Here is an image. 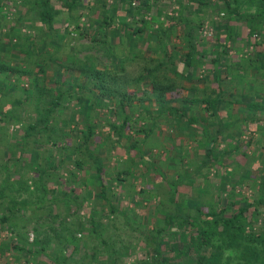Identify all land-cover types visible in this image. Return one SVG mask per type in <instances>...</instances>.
<instances>
[{"label": "trees", "instance_id": "16d2710c", "mask_svg": "<svg viewBox=\"0 0 264 264\" xmlns=\"http://www.w3.org/2000/svg\"><path fill=\"white\" fill-rule=\"evenodd\" d=\"M60 1L67 26L53 0H0V229L16 236L0 250L25 264H264V137L244 138L259 122L264 136V0ZM242 32L251 49L235 58ZM85 38L109 64L78 56ZM125 45L158 56L129 81ZM166 133L183 140L161 146ZM256 143L261 168L235 174Z\"/></svg>", "mask_w": 264, "mask_h": 264}, {"label": "rangeland", "instance_id": "374dc122", "mask_svg": "<svg viewBox=\"0 0 264 264\" xmlns=\"http://www.w3.org/2000/svg\"><path fill=\"white\" fill-rule=\"evenodd\" d=\"M84 2H86V1H84ZM53 3L55 4V6L57 8H60V10H62L61 14L59 15L60 18L57 17V23L56 24H59V25H62V26L63 25L64 26L69 25V22H66L64 20L65 13L63 11L64 8L62 6L63 5L62 2L60 0H53ZM76 11L77 12H80V9L78 8ZM207 15H208V13H207ZM220 17H221V15L219 16V15H217V13H214L213 16H212V19L213 20L210 19V18L209 19H206L204 21L203 27L199 30V33L202 36H206V38H208V39L211 40L212 39L211 37L214 36V34H215L214 27H213L214 26L213 23L215 22V20L220 19ZM240 36L242 38H244V40L243 39H238L235 42V45H237L238 48L241 47L240 52H235V50L233 48L230 51V53L232 55H234L235 58H238V57L242 56V54L244 52L245 53H248V49H251V46H247L246 45V42H245V40H246L245 39V33L242 32V34H240ZM258 40H260V39H258ZM88 41H89L88 38L87 39L86 38L85 39H81L80 41H78L79 50H80V48L83 49L82 52L78 51V53H77L78 56L81 57L84 54H86L85 53L86 51H90L91 54H94V57H95V59H94L95 62L94 63H97V66L98 65L101 66L103 64H109V59L106 56L102 55V51L96 52V51H91L89 49L87 50L86 48H84L88 44ZM139 43H142V50H144L145 49V46H146L145 41L144 42L143 41H140ZM260 48L262 50H264V43L261 44ZM138 49L141 50L140 46H138ZM120 53L122 54L123 59H125V62H124V73H125V76L127 77L128 81H129V77L136 76L140 72L143 71L144 67L147 66L150 63V61H149L150 58L153 57V58L157 59V57H158L156 53H150L148 55H145L146 57H141L139 55V56H135L133 58V54L131 53V49L128 46H126V45L122 49V51ZM73 56L74 55H70L69 58L72 59ZM260 73L262 74L261 76L263 77V81H264V75H263L264 69ZM249 78H251V77L248 76L247 79L249 80ZM255 80H256V78H255ZM235 82H237V83H234V84H241V85L242 84H247L245 81L243 82L242 80H237ZM255 83H252V84H255ZM181 91H182V94H184V95L190 93V92L186 91L185 89L184 90L182 89ZM129 92L130 93H133L134 92L133 91V87H132V89L129 90ZM137 95H140V93L139 94L137 93ZM222 112H223V114H225V111H222ZM258 124L260 126L261 125V122H259ZM258 124L257 123H251L250 125L247 126L248 127V131L244 134V138L245 139H247L249 137V135H252L255 140H259L260 138H263L264 137L263 134H262L263 132L258 131V128H257ZM162 128H164V127H162ZM251 131H253V133H251ZM182 140H183L182 139V135L181 134H178V133H175V134L171 133V135H167V133H166L163 138H160L161 146H163V144L165 142L164 145H165L166 148H170L171 147V144L173 142L174 143H181ZM227 141H229V139ZM224 143H225V141H223V143H221V146H223ZM257 145L258 144L256 143V144L251 145L248 148L246 146H242L241 147V150L242 151L243 150L246 151L247 154H248V156L241 155L240 152L237 153L236 160L238 161V164H236L235 167L237 168L238 171L235 174L241 173L244 170V168H251L253 171H257V170H259L261 168L262 159L257 156V154H258V151L257 150L259 149ZM115 150H116V152H118L119 155L120 154H122V155L124 154V149H122V148H118L117 147ZM145 180L148 182V177L145 178ZM156 180H159V178L156 177ZM137 183H138V180H136V184ZM146 185L147 186H150L152 184L151 183H148ZM245 188H247V187H243L242 188V191L246 190ZM180 190L181 191H186L187 189L185 187H181ZM247 190L249 191V189H247ZM135 212L138 213L141 216H146L147 213H148V211H146L144 209H141V208H136V211ZM148 219H150L149 223L151 225H154V224L160 225L161 224V222L158 221V220H156L154 217H151V218L148 217ZM152 220H156V221H152ZM136 223L139 225V227L142 226V220H138ZM1 227L2 228L0 229V241L2 239H5V238L16 237L15 236V233L13 231H11L8 228L7 225H3ZM27 235H28V241L29 242H33V240L35 238V233L33 232V230H31V227L28 228ZM9 243H10V241H8V244ZM71 244H74V243H71ZM63 248L64 247L62 246L61 247V250L58 251L59 250L58 247H56V248H54V246H50L49 247V249H51V252H52L53 255H55V253H61L62 255H67L70 248L69 249H67V248L63 249ZM20 254H21V251L20 250H12V249L11 250H8L7 249V250L4 251V250L1 249L0 250V264H25V258L26 257H20L18 259V256ZM40 257L43 258V259H45L44 256H40ZM130 262H131V259H128L127 260V264H130Z\"/></svg>", "mask_w": 264, "mask_h": 264}]
</instances>
